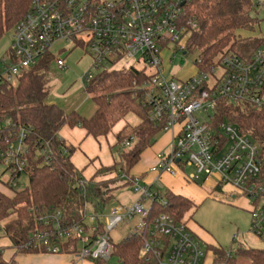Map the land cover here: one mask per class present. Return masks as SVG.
Wrapping results in <instances>:
<instances>
[{
    "label": "built area",
    "instance_id": "built-area-1",
    "mask_svg": "<svg viewBox=\"0 0 264 264\" xmlns=\"http://www.w3.org/2000/svg\"><path fill=\"white\" fill-rule=\"evenodd\" d=\"M193 1L34 0L11 31L8 52H0V85L15 87L20 77L47 55L54 56V63L65 69L64 56L78 47L84 48L91 60L83 83L96 78L92 70L100 73L115 70L123 61L143 62L142 70L130 66L123 69L145 75L141 100L149 108L150 120L172 134L169 153H159L150 172L160 179L162 175L176 177L190 167L194 171L184 174L187 181L204 186L213 181L214 189L232 187L257 205L264 198L262 146L232 122L215 125V118L220 100L264 109V48L247 60L224 52L209 65L199 56L194 74L175 75L173 67L185 65L184 58L193 52L190 39L197 23L188 17ZM197 113L206 117L200 119ZM29 130L10 122L0 126V164L10 178L13 176L10 185L15 189L29 163ZM119 177L132 186L137 196L133 204L109 208L103 215L90 212L86 204L84 223L69 222L59 210L49 209L37 219L42 228L30 235L23 248L60 255L64 245L78 240L75 264L110 262L115 250L110 233L136 219L130 233L144 235L154 203L168 206L153 183L124 172H119ZM99 221L103 223L102 233ZM252 227L257 235L263 234L264 205L252 212ZM145 235V264H216L207 259V245L196 239L187 223H179L167 213L154 217Z\"/></svg>",
    "mask_w": 264,
    "mask_h": 264
},
{
    "label": "trees",
    "instance_id": "trees-1",
    "mask_svg": "<svg viewBox=\"0 0 264 264\" xmlns=\"http://www.w3.org/2000/svg\"><path fill=\"white\" fill-rule=\"evenodd\" d=\"M33 1L0 0V39L22 20ZM257 5V0H194L189 6L188 17L195 20L197 28L191 36L190 49L193 52L204 49L200 57L206 59L207 65L224 52L250 59L258 49L264 48V38L244 37L235 32L252 30L259 24V20L252 16ZM53 63L54 56L47 55L36 67L26 71L15 87L0 85V126L3 127L7 121L30 129L27 139L29 163L25 171L29 177L28 187L23 190L13 188L10 185L13 176L7 183L0 182V225L7 220L0 226V241H9L8 246L0 243V264H17L16 257L21 254H39L24 249L23 245L36 229L42 228L37 219L49 209H57L67 221L79 223H84L83 208L86 204L92 213L105 214L112 192L119 188L121 182H124L122 186L129 184L119 177V172L134 176L132 172L142 155L162 131L150 120L149 108L141 100L145 77L142 72L135 69L100 72L85 89L91 95L96 110L90 118H84L77 112H68L47 103L50 91L46 75ZM131 118H136L139 124L132 125ZM226 121L259 142L264 156V109L220 100L215 125ZM65 126L71 129L80 127L98 143L101 139L107 140L114 132L118 147L122 148L126 141H130L133 147L119 154V160L112 166H101L92 178L86 179L72 163L76 149L68 147L59 135ZM116 127L120 128L117 132ZM109 174L113 177L97 181V178H105ZM163 195L168 206L163 208L154 203L144 235L129 233L114 246V255L120 258L121 264H145V234L154 217L167 213L182 223L195 206L193 201L169 190ZM99 224V232L102 233L103 223L99 221ZM187 228L198 238L189 224ZM253 234L264 239V233L257 235L253 231ZM206 245L209 261L216 264H238V257L248 259L249 264H264V248H240L233 255L218 244ZM79 246L78 240L70 242L64 245L60 255L74 256ZM7 249L15 251L6 260Z\"/></svg>",
    "mask_w": 264,
    "mask_h": 264
},
{
    "label": "rangeland",
    "instance_id": "rangeland-1",
    "mask_svg": "<svg viewBox=\"0 0 264 264\" xmlns=\"http://www.w3.org/2000/svg\"><path fill=\"white\" fill-rule=\"evenodd\" d=\"M259 1L261 3L264 2V0ZM252 16L259 20V24H257L252 30H239L236 31L235 34L244 37L250 36L264 38V4L257 5L255 11L252 13ZM11 42L12 32L10 31L0 39V52H8ZM203 51L204 49H200L187 55V57L184 58L186 64L183 66L178 64L173 67L172 72L177 76L194 74L196 72L194 62L199 58ZM54 55L59 56L58 53ZM64 57L66 58V68L60 69L56 63H53L46 75L50 91L47 103L55 104L68 112H77L84 118H90L93 115V111L96 106L91 95H88L85 91V88L88 87V83H83L81 81L91 66L90 57L86 54L85 49L81 47L73 49L67 56ZM128 66L134 67L137 70H142L144 64L143 62L123 61L115 66L114 71H120ZM91 72L94 77L99 75V73L95 70H92ZM218 74H220L219 71ZM196 116L200 119L206 117L205 114L199 115L198 113ZM7 123L8 122L6 121L3 126H6ZM131 124L133 125V123ZM121 126L122 125L119 127ZM117 128L118 127L115 129L116 132L120 129ZM167 134L168 133L165 131H160L156 135L154 143L149 149L159 147V149H161L165 154H168L170 142L169 140H166L168 138ZM132 147V144L127 147H118L116 145L113 132V134L109 135L107 140L101 139L100 144L90 137L87 138L86 144L82 147V150L84 151V148H87L89 151L87 149L86 151L89 156H99V159L103 164H109L117 162L119 160V154L129 151ZM150 152H152V150L148 151V153ZM146 161L147 160L144 156L142 162L136 169L143 170L146 166ZM173 169L175 172L178 170L176 166H173ZM193 171V168L186 167L184 169V173H179L176 177L162 175L160 181H158L154 189L160 193H164L169 190L174 194L182 195L183 197L193 201L195 206L187 213L184 221L189 224V227L193 228L194 226H197L199 228H203L210 236V239L203 238L206 243L209 244L211 239H213L219 246L223 247L225 250H229L233 255H235L236 251L240 248H247L249 246L264 248V241L262 239H259L258 245L255 246L256 243L253 239L257 236L253 234L252 229V212L255 210L259 211L261 209L264 205V198L261 199L257 205H254L255 203L252 200L238 194V192L232 187L227 186L216 190L213 188V181H210L205 186L187 181L184 174L188 176ZM92 172L93 167L90 166L86 170V174ZM10 175L11 174L6 170V167L3 164H0V182L7 183L10 180ZM110 176L111 175L109 174L107 177L110 178ZM105 179L108 178H97V181H103ZM18 183V190H23L28 187V175H22L18 179ZM123 183L124 182H121L119 188L112 192L113 197L109 201L108 209L119 206H128L136 201L137 196L134 193L132 186L130 184H124L122 186ZM234 196L236 198H233ZM137 221L138 220L136 219H132V221L120 224L112 233H110L112 243L114 245L119 244L126 236H128L131 227ZM6 222L7 220L2 221L1 225ZM235 236L236 239L234 238ZM0 243L2 244L1 241ZM205 250L207 251V246H204V251ZM14 251L15 250L13 249H7L5 251V259L12 257L14 255ZM39 254L41 256L36 257V261H39L41 264H56V262L59 263L62 261L63 258L66 259V263L75 264L74 256L66 258L67 256L65 257V255ZM30 257L31 255L21 254L16 257V261L18 264H25ZM209 258L210 255L207 253V259L209 260ZM237 262L238 264L250 263L248 259L242 257H238ZM29 264H34V261H30ZM59 264L63 263L60 262ZM83 264L93 263L85 261ZM106 264H121L120 258L117 255H114L111 261Z\"/></svg>",
    "mask_w": 264,
    "mask_h": 264
},
{
    "label": "crops",
    "instance_id": "crops-1",
    "mask_svg": "<svg viewBox=\"0 0 264 264\" xmlns=\"http://www.w3.org/2000/svg\"><path fill=\"white\" fill-rule=\"evenodd\" d=\"M96 108L94 109L93 112H95ZM92 112V113H93ZM94 114V113H93ZM92 115V114H91ZM130 122L133 123L134 125H137L139 124L137 119L136 118H131L130 119ZM60 137L61 139H63L66 143V145L68 147L72 146L76 149V152L74 153L73 157H72V163L74 164V166L80 170L82 173H83V176L86 178V179H90L93 177V175L96 173V171L98 169L101 168V166H106V167H110L112 166L114 163H109V164H103L100 159H99V156H94V157H91L87 154V151L86 149L84 148V151L82 150V147L86 144V139L89 138L86 134V132L81 129L80 127H77V128H69L67 126H65L61 132H60ZM168 138L166 140H169V142L171 143L172 141V134L171 133H168ZM91 138V137H90ZM166 138V137H165ZM93 139V138H92ZM106 140V139H105ZM101 142V140H100ZM100 144V143H99ZM89 149V147H88ZM87 149V150H88ZM149 150H152V152L148 153ZM89 151V150H88ZM147 151V152H146ZM144 154L142 155V158H141V161L140 163L142 162L144 156L146 158V166L143 170H137L136 168L133 170L132 172V175L134 176H139L143 179L144 182H147L149 184H152L155 185L158 183V181H160V179L158 178V176L156 174H153L150 172V169L151 167H153L156 163V160H157V155L159 153H164L161 149H159V147H153L151 149H147ZM170 151V149H169ZM80 153V154H79ZM83 154V155H81ZM76 156H81V157H76ZM140 163L137 165L139 166ZM92 166L93 167V172L92 173H89V174H86V170ZM113 177L110 176V178ZM104 178V177H103ZM105 178H109V177H105ZM233 198H236L235 196ZM192 229V231L194 232V234L201 240L203 241L205 244H207L203 238L205 239H210V236L209 234L203 229V228H199L197 226H194L193 229L192 227H190ZM264 233V232H263ZM235 238V237H234ZM254 242L256 243V245H258L259 243V239L256 237L255 239H253ZM264 241V239H263ZM2 244H4L5 246H8L9 245V241L7 239H3L1 240ZM217 244L215 242V240L211 239L210 243L209 244ZM43 255V254H42ZM38 256H41L40 254H32L30 259H28L25 264H29L30 261H34V264H41L39 261L37 262L36 260V257ZM66 257V256H65ZM66 258H69V257H66ZM8 259V258H7ZM62 262L63 264H68L66 263V259H62ZM59 262V263H60ZM58 262H56V264H59ZM18 264V263H17ZM45 264V263H44ZM49 264H53V263H49ZM77 264H83V263H77Z\"/></svg>",
    "mask_w": 264,
    "mask_h": 264
},
{
    "label": "water",
    "instance_id": "water-1",
    "mask_svg": "<svg viewBox=\"0 0 264 264\" xmlns=\"http://www.w3.org/2000/svg\"><path fill=\"white\" fill-rule=\"evenodd\" d=\"M182 63H183V62H182ZM182 63H181V64H182Z\"/></svg>",
    "mask_w": 264,
    "mask_h": 264
}]
</instances>
